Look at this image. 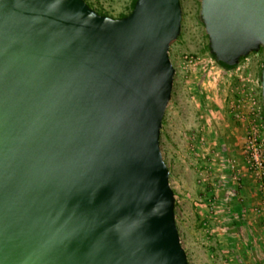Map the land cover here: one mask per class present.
<instances>
[{
  "label": "water",
  "instance_id": "1",
  "mask_svg": "<svg viewBox=\"0 0 264 264\" xmlns=\"http://www.w3.org/2000/svg\"><path fill=\"white\" fill-rule=\"evenodd\" d=\"M182 16L0 0V264H190L160 148ZM200 19L217 63L264 51V0H202Z\"/></svg>",
  "mask_w": 264,
  "mask_h": 264
},
{
  "label": "rangeland",
  "instance_id": "2",
  "mask_svg": "<svg viewBox=\"0 0 264 264\" xmlns=\"http://www.w3.org/2000/svg\"><path fill=\"white\" fill-rule=\"evenodd\" d=\"M120 18L135 0H86ZM202 0H181L171 43L176 69L160 148L175 192V218L190 264H264V51L234 69L209 53Z\"/></svg>",
  "mask_w": 264,
  "mask_h": 264
},
{
  "label": "trees",
  "instance_id": "3",
  "mask_svg": "<svg viewBox=\"0 0 264 264\" xmlns=\"http://www.w3.org/2000/svg\"><path fill=\"white\" fill-rule=\"evenodd\" d=\"M135 2H136V0L134 1L133 5H135ZM133 8H134V7H133ZM122 17H123V16H122ZM242 59H244V58H242ZM242 59H241V60H242ZM218 64L221 65L223 68L228 69V70L234 69V68H236V67L238 66V65L230 66V65H226V64L221 63V62H219Z\"/></svg>",
  "mask_w": 264,
  "mask_h": 264
}]
</instances>
